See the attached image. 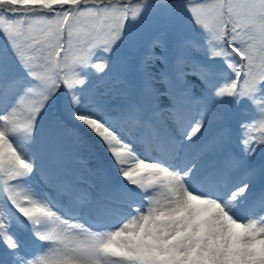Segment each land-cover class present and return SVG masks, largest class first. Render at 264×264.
Returning <instances> with one entry per match:
<instances>
[{"label": "snow or ice", "instance_id": "snow-or-ice-1", "mask_svg": "<svg viewBox=\"0 0 264 264\" xmlns=\"http://www.w3.org/2000/svg\"><path fill=\"white\" fill-rule=\"evenodd\" d=\"M0 264H264V0H0Z\"/></svg>", "mask_w": 264, "mask_h": 264}]
</instances>
